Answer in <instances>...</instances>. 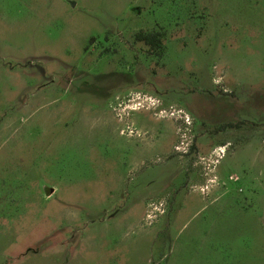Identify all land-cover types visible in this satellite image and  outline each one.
Masks as SVG:
<instances>
[{
	"label": "rangeland",
	"instance_id": "374dc122",
	"mask_svg": "<svg viewBox=\"0 0 264 264\" xmlns=\"http://www.w3.org/2000/svg\"><path fill=\"white\" fill-rule=\"evenodd\" d=\"M0 264H264V0H0Z\"/></svg>",
	"mask_w": 264,
	"mask_h": 264
},
{
	"label": "trees",
	"instance_id": "16d2710c",
	"mask_svg": "<svg viewBox=\"0 0 264 264\" xmlns=\"http://www.w3.org/2000/svg\"><path fill=\"white\" fill-rule=\"evenodd\" d=\"M135 41L141 42L144 45L148 46L150 51H158L162 48V42L158 33H142L139 32L135 35Z\"/></svg>",
	"mask_w": 264,
	"mask_h": 264
},
{
	"label": "bare ground",
	"instance_id": "6f19581e",
	"mask_svg": "<svg viewBox=\"0 0 264 264\" xmlns=\"http://www.w3.org/2000/svg\"><path fill=\"white\" fill-rule=\"evenodd\" d=\"M222 150H223V149H222ZM222 150H219V151L221 152Z\"/></svg>",
	"mask_w": 264,
	"mask_h": 264
}]
</instances>
